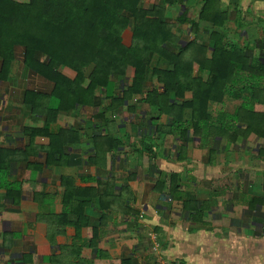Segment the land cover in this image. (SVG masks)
<instances>
[{"label": "crops", "instance_id": "1", "mask_svg": "<svg viewBox=\"0 0 264 264\" xmlns=\"http://www.w3.org/2000/svg\"><path fill=\"white\" fill-rule=\"evenodd\" d=\"M141 1L147 5L161 0ZM221 1L232 18L228 25L232 33L243 30L241 34L247 35L246 42H234L252 48L255 39L250 34L264 14V0ZM203 2L176 0L167 16L176 19L186 13L195 18ZM207 24L198 32L201 41L210 40L213 25ZM179 28L175 31L186 44L194 36L192 27L186 23ZM124 39L131 43L129 29ZM63 71L76 75L68 68ZM133 76L130 67L118 85L126 87ZM47 86L51 83L26 70L20 60L12 62L7 80H0V148L10 150L8 180L23 184L20 205L0 188V264H154L161 259L181 264H264V200L255 201L264 199V136L240 132L233 139L240 130H216L211 136L202 131L192 134L193 129L186 136L178 129L163 133L160 126L174 124L175 113L162 112L135 95L124 108L108 110L107 122L97 117L106 110L107 100L97 108L78 106L59 114L49 131L73 128L81 141L66 147L62 164L47 165L49 136L40 134L32 141L25 133L26 128H43L46 117L24 102L27 89ZM192 97L187 91L184 100ZM170 98L182 102L175 94ZM241 103L227 97L211 104V124L231 126L225 115L233 114ZM190 114L191 108H186L181 115L188 120ZM108 132L120 138L118 145L108 153L103 147L95 156L94 136ZM30 146L34 151L25 158ZM62 176L73 184L70 201L90 200L82 216L91 225L100 224L95 249L84 246L93 236L90 227L65 224L83 220L70 206L65 210ZM34 192L40 193L38 200Z\"/></svg>", "mask_w": 264, "mask_h": 264}, {"label": "trees", "instance_id": "2", "mask_svg": "<svg viewBox=\"0 0 264 264\" xmlns=\"http://www.w3.org/2000/svg\"><path fill=\"white\" fill-rule=\"evenodd\" d=\"M175 1L146 5L141 0H0V80H7L12 62L20 60L26 70L51 83L46 88L27 89L24 98L34 113L46 117L43 128H26L25 133L32 141L40 134L49 136L50 143L45 148L47 165L62 164L66 147L81 141L79 131L73 128L49 131L59 114L78 106L97 108L107 100L106 110L97 115L107 122L108 110L124 108L135 95H142L162 112L175 113L174 124L160 126L163 133L178 129L186 136L193 129L192 134L202 131L211 136L216 130H240L233 139L240 132L244 136L252 131L264 136V39L255 38L252 48L232 41L229 34L233 28L228 26L232 18L221 0H204L195 18L183 13L174 19L167 16V10ZM186 23L191 25L194 36L184 44L175 30ZM203 23L213 25L209 41H201L198 36ZM128 29L130 44L124 39ZM256 50L259 54L254 55ZM130 67L134 69L132 82L121 87L118 80L126 77ZM66 68L76 75H67L63 71ZM187 91L193 93L190 101L184 100ZM171 94L182 102H172ZM227 97L242 100L233 114L225 115L232 124L213 126L209 107L223 103ZM186 108H191L188 120L182 116ZM119 141L110 132L95 135V156L103 147L108 153ZM33 151L32 146L27 147L25 158ZM9 152L0 148V188L6 190L14 205H20L23 184L8 180ZM27 163L32 167L29 160ZM61 180L66 187L65 210L70 206L83 220L65 224L90 227L93 236L84 246L95 249L94 242L101 236L100 224L91 225L82 216L90 200L70 201L71 178L62 176ZM34 194L38 200L40 193ZM263 200L255 198L256 202ZM52 234H48L50 240L54 238ZM73 247L67 249L71 251Z\"/></svg>", "mask_w": 264, "mask_h": 264}, {"label": "rangeland", "instance_id": "3", "mask_svg": "<svg viewBox=\"0 0 264 264\" xmlns=\"http://www.w3.org/2000/svg\"><path fill=\"white\" fill-rule=\"evenodd\" d=\"M19 1L26 2L29 0H19ZM156 2H158V1H156ZM150 4H151V2H149V3L147 2V5H150ZM249 11H251V9ZM259 13H261V12L259 11ZM263 15L264 14L259 15V18H258L259 25L256 24L257 26L252 27L254 30H256V32L254 34H252V33L250 34L252 37H254L253 39H255V38L264 39V16ZM260 22H261V24H260ZM207 27L211 28L212 26H211V24H209V25L207 24ZM248 29L250 30L251 26H249ZM241 31H243V30H240V31L238 30L237 33H234L235 35L233 33L229 34V38L233 41H236L237 39L241 41V39H242V40H244L243 42H246L247 41V35L245 33L242 35ZM239 34H240V36H239ZM188 38H190V37H188ZM256 54H258V51Z\"/></svg>", "mask_w": 264, "mask_h": 264}, {"label": "built area", "instance_id": "4", "mask_svg": "<svg viewBox=\"0 0 264 264\" xmlns=\"http://www.w3.org/2000/svg\"><path fill=\"white\" fill-rule=\"evenodd\" d=\"M154 264H181V262L178 261V260H165V259H161V260L157 261Z\"/></svg>", "mask_w": 264, "mask_h": 264}]
</instances>
